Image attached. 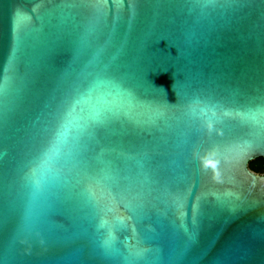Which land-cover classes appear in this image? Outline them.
I'll list each match as a JSON object with an SVG mask.
<instances>
[{"label":"water","instance_id":"1","mask_svg":"<svg viewBox=\"0 0 264 264\" xmlns=\"http://www.w3.org/2000/svg\"><path fill=\"white\" fill-rule=\"evenodd\" d=\"M264 0H0V264H264Z\"/></svg>","mask_w":264,"mask_h":264},{"label":"trees","instance_id":"2","mask_svg":"<svg viewBox=\"0 0 264 264\" xmlns=\"http://www.w3.org/2000/svg\"><path fill=\"white\" fill-rule=\"evenodd\" d=\"M250 168L258 173L264 174V158L254 159L251 161Z\"/></svg>","mask_w":264,"mask_h":264}]
</instances>
